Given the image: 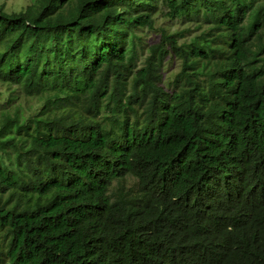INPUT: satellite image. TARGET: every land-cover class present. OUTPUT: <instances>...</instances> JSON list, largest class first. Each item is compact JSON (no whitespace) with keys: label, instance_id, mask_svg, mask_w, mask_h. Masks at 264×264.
I'll use <instances>...</instances> for the list:
<instances>
[{"label":"trees","instance_id":"1","mask_svg":"<svg viewBox=\"0 0 264 264\" xmlns=\"http://www.w3.org/2000/svg\"><path fill=\"white\" fill-rule=\"evenodd\" d=\"M0 264H264V0L0 1Z\"/></svg>","mask_w":264,"mask_h":264},{"label":"rangeland","instance_id":"2","mask_svg":"<svg viewBox=\"0 0 264 264\" xmlns=\"http://www.w3.org/2000/svg\"><path fill=\"white\" fill-rule=\"evenodd\" d=\"M4 2V6L7 10L10 9H18L20 7H22L23 5H25L29 0H0ZM161 21H159L158 23H160ZM164 24H166V26H168L171 30L175 28V26L177 25L176 23H174L173 21H169L167 20ZM176 65L174 64H166L165 65V71H166V75L168 77V73L172 75V73L174 71H176ZM169 78V77H168Z\"/></svg>","mask_w":264,"mask_h":264}]
</instances>
